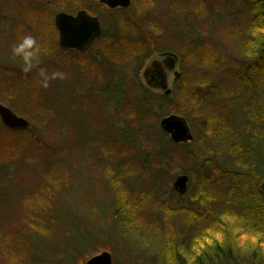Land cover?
<instances>
[{"label":"trees","instance_id":"1","mask_svg":"<svg viewBox=\"0 0 264 264\" xmlns=\"http://www.w3.org/2000/svg\"><path fill=\"white\" fill-rule=\"evenodd\" d=\"M149 1L176 6L172 0ZM244 2L249 11L245 28L240 29L239 22H227L235 29L232 51L216 49V44L207 43L197 33L182 35L178 47H174L173 33L165 45L158 44L159 53H178L182 66L170 95L152 91L139 78L124 73L141 56L149 60L152 51L130 34L136 28L131 18L122 24L113 18L101 38L107 42L105 54L99 49L87 68L74 69V87L64 79L65 95L58 77L51 83L58 95L38 103L45 113L56 105L61 131L71 125V134L77 138L65 151L46 141L40 128L11 130L0 124V224L5 227H0V246L11 242L20 251L11 253L10 260L17 264H85L100 253L88 252L98 240L97 232L78 219L54 185L57 177L66 174L65 158L76 150L96 168L101 180L109 176L104 180L108 196L101 212L107 217L111 206L116 210L107 235L121 230L143 240L144 229L134 217V208L139 206L133 207L131 200L139 190V194L156 190L157 183L167 179L166 164L178 161L197 173L199 198L205 205L201 218L210 226L186 247L167 240L161 241L162 246L148 245L153 262L169 264L172 258L174 264H184L185 256L191 254V264H264V193L260 189L264 180V0ZM191 35L196 38L191 40ZM127 51L133 56L126 55ZM120 56L127 59L115 64ZM189 62L198 68L195 81L189 80L192 71L184 69ZM142 67L138 66L137 76ZM94 71L98 86L90 89L87 77ZM186 104H192V115L200 117L196 130L184 115ZM172 114L191 123L192 143L174 144L161 130V120ZM146 138L153 143L150 150L144 148ZM106 169L109 172L102 173ZM111 194L113 204L108 202ZM160 207L169 213H187L163 202ZM8 221L20 222L22 232L12 234ZM161 233L157 230L152 235L161 238Z\"/></svg>","mask_w":264,"mask_h":264},{"label":"rangeland","instance_id":"2","mask_svg":"<svg viewBox=\"0 0 264 264\" xmlns=\"http://www.w3.org/2000/svg\"><path fill=\"white\" fill-rule=\"evenodd\" d=\"M32 3L41 7L39 13L33 12ZM172 3L176 4L174 8H169L165 1L153 5L149 0H132L129 9L108 11L99 5L98 0H0V103L11 104L14 112L27 119L30 126L44 131L45 140L55 149L65 151L66 147H70V144L73 145L76 142L77 136L71 134V125L61 131V118L56 121V117H58L57 110H55L56 105L50 106L47 113L43 112L38 105V103L43 104L47 98L58 95L51 84L58 77L49 79L48 86L44 87V78L40 76V70L43 69L48 77H51L55 72L62 73L63 78L58 81V84H60V89L64 91L65 95L67 91L65 80L71 82L74 87L76 80L74 69L87 68L88 62L95 61L94 58L97 57L99 49L102 47L96 44L89 52L81 55L76 52L62 51L58 48L57 37L56 44L54 43L55 37L52 28H54L53 20L56 13H75L80 9L88 8L101 17L104 30L109 28L113 18L119 20L121 24L126 17L131 18L136 28L131 29L130 34L146 43L150 47L152 55L147 61L141 56L139 62H130L124 73L128 74L131 79L139 78V81L146 86L143 71L150 61L159 54L157 52L158 44L162 42L165 45L171 33H173L177 44L174 47L181 45L178 40L183 38L182 35L197 33L207 43L216 44V49L224 48L232 51V35L235 29L228 26L227 22H239L241 24L240 29H244L249 12L244 0H172ZM127 10L129 11L127 12ZM55 33L57 34L56 30ZM28 35L36 38L40 51L37 61H34L36 66L26 73L23 71L22 59L13 54V48ZM190 38L191 40L195 39L196 35H191ZM101 43H103L104 51L107 42L105 39H101ZM161 45L159 48L162 47ZM164 47L166 48V46ZM127 54L129 57L133 56V52L132 56H130L129 51L126 52ZM82 59L86 62H83ZM122 59H127V57L120 56L114 60V63L120 65ZM141 64L143 67L137 76V68ZM184 69L192 71L190 78L188 77L189 80H197L198 68L195 67L194 63L185 64ZM176 70L181 74L182 66L178 65ZM96 72L94 71L87 77L90 89L98 86L95 80L98 75ZM174 84L175 79L171 75L170 88L173 89ZM79 89L80 86L78 91ZM186 107L184 115L189 122L193 123L196 130L200 125V117L192 115V111H194L192 104H186ZM202 118L205 117L202 116ZM143 145L144 148L150 150L153 143L146 138L143 140ZM68 155L64 163L67 167L66 174L57 177L54 180V185H57L58 191L63 193L70 210L78 215V219L85 221L91 230L97 232L98 240L88 250L89 253L95 250L97 253L103 251L113 253V261L115 260L116 264H155L153 258L147 253L148 245L158 247L160 244L162 246L164 243L161 241L167 240V243L172 242L177 246L183 243L186 247L198 233L210 226V222H205V219L201 218L205 205L201 203L199 198L201 196L197 185V173L190 170L184 163L175 161L170 165L166 164L167 179L164 182H162L163 180L159 181L156 190H147L141 194H139L141 191L139 190L131 200L133 207L135 204L139 206L134 208L136 214L134 217H137L139 227L144 229L145 237L143 240L137 241L134 239L133 232L125 233L121 230H118L116 234L107 235V228L114 223L113 213L116 210L115 205L111 206L107 217L101 212L102 206L107 203L106 197L108 196L106 195L104 180L109 176L106 175L101 180L99 175L97 176L95 173L96 170L94 169L96 168L90 166L88 159L83 160V155L78 154L76 150ZM102 167H104L103 164ZM110 170L114 171L113 169ZM108 172L106 169L102 173L107 174ZM180 175H186L189 178L188 191L183 196H180L173 187L176 178ZM22 178L26 185L25 176L22 175ZM153 192L156 195H153ZM149 193L152 196L147 197ZM126 196L125 194L123 198L127 199ZM108 202L113 204L112 194L109 195ZM162 202L176 210L182 209L188 214L166 212L160 207ZM24 203H26L25 199ZM191 218L195 220L193 221ZM11 222L8 221L9 224ZM0 227L5 230L2 224ZM157 230L162 232L161 238L155 234L152 235V232ZM10 232L20 234L22 232L20 222L15 221L14 224H11ZM13 241L15 242L16 238ZM14 249L17 248L11 242H6L0 246V264H17L12 259L10 260V257H13L12 254L20 252L19 249ZM190 255L185 256L184 264L192 263L189 258ZM238 261L240 263L241 259ZM169 264H174L172 258H169Z\"/></svg>","mask_w":264,"mask_h":264},{"label":"water","instance_id":"3","mask_svg":"<svg viewBox=\"0 0 264 264\" xmlns=\"http://www.w3.org/2000/svg\"><path fill=\"white\" fill-rule=\"evenodd\" d=\"M100 3L109 9H128L132 0H100ZM55 26L59 31V44L63 50L86 51L93 42L102 34V26L98 17L91 16L87 11L81 10L76 16L61 12L55 17ZM179 57L174 53H167L163 60H153L143 71V79L146 85L166 95L171 94L169 88V73L176 70ZM175 77L179 76L176 72ZM0 120L2 124L11 130H26L29 121L16 114L12 109L0 103ZM161 130L170 136L174 144H187L194 140V135L188 121L179 115L172 114L163 118L160 122ZM189 178L180 175L176 178L173 187L180 196L188 191ZM264 193V180L260 185ZM85 264H113V256L108 251H103L91 257Z\"/></svg>","mask_w":264,"mask_h":264},{"label":"clouds","instance_id":"4","mask_svg":"<svg viewBox=\"0 0 264 264\" xmlns=\"http://www.w3.org/2000/svg\"><path fill=\"white\" fill-rule=\"evenodd\" d=\"M39 51L40 48L36 38L31 35L25 36L22 41L13 48V54L22 59L24 64L23 71L26 73L36 66L34 61H37ZM39 74L44 78V87L48 86L49 79H56L57 77L63 78V74L59 72H55L51 77H48L43 69L40 70Z\"/></svg>","mask_w":264,"mask_h":264},{"label":"flooded vegetation","instance_id":"5","mask_svg":"<svg viewBox=\"0 0 264 264\" xmlns=\"http://www.w3.org/2000/svg\"><path fill=\"white\" fill-rule=\"evenodd\" d=\"M54 1V0H53ZM98 3H99V5L100 6H102V7H105L108 11H116V10H121V9H115V10H112V9H109V8H107L105 5H103V4H101L100 3V0H98ZM32 5V10H33V12H35V13H39V10H41V7L39 6V5H37L36 3H32L31 4ZM81 10H85V9H80V10H78V11H76L75 13H68V12H66L67 14H69V15H73V16H76V14L79 12V11H81ZM38 11V12H37ZM41 12V11H40ZM89 12V11H88ZM60 12H58V13H56L55 15H54V28H52V30L54 31V43L56 42V37L58 38V40H57V45H58V48H60L62 51H65V52H76V53H80V54H82V53H87V52H89L90 51V49H92L96 44L97 45H99L100 47H102L101 48V51H102V55H104L105 53L103 52V43H101V38L103 37V31H104V26H103V22L101 21V17L99 16V15H92L90 12V14H91V16H93V17H98L99 18V20H100V22H101V26H102V34H101V36H99L94 42H93V44L86 50V51H84V52H79V51H76V50H68V51H66V50H63L61 47H60V44H59V31H58V29L56 28V26H55V17H56V15L57 14H59ZM55 30L57 31V34L55 33ZM58 35V36H57ZM56 44V43H55ZM100 54H101V52H100ZM165 54H167V52H162V53H159L158 55H157V57L156 58H154L153 60H156V59H158V60H163L164 59V55ZM152 60V61H153ZM172 73H169V75H171ZM173 74H175V73H173ZM2 104H4V103H2ZM5 105V104H4Z\"/></svg>","mask_w":264,"mask_h":264},{"label":"bare ground","instance_id":"6","mask_svg":"<svg viewBox=\"0 0 264 264\" xmlns=\"http://www.w3.org/2000/svg\"><path fill=\"white\" fill-rule=\"evenodd\" d=\"M113 264H114V261H113Z\"/></svg>","mask_w":264,"mask_h":264}]
</instances>
